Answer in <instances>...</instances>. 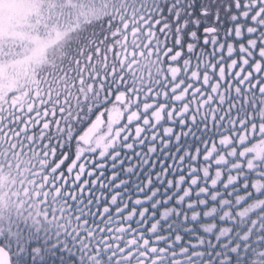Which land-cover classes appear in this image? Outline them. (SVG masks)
I'll use <instances>...</instances> for the list:
<instances>
[{"label": "rangeland", "instance_id": "rangeland-1", "mask_svg": "<svg viewBox=\"0 0 264 264\" xmlns=\"http://www.w3.org/2000/svg\"><path fill=\"white\" fill-rule=\"evenodd\" d=\"M194 3L0 0V244L13 264L45 263L56 249L89 259L92 247L117 264H181L173 240L170 254L158 243L171 237L173 207L157 212L171 194L155 196L165 190L155 176L197 143L213 180L225 165L264 179V122L236 126L264 116V61L214 72L207 50L178 57V22ZM99 117L104 128L83 143ZM161 141L170 147L156 151Z\"/></svg>", "mask_w": 264, "mask_h": 264}, {"label": "trees", "instance_id": "trees-1", "mask_svg": "<svg viewBox=\"0 0 264 264\" xmlns=\"http://www.w3.org/2000/svg\"><path fill=\"white\" fill-rule=\"evenodd\" d=\"M258 96L256 94L252 97V104L258 103ZM243 118L246 121L244 128L252 123L255 125L264 122V116L254 113L253 119L249 116L237 118L236 126L242 122ZM225 126H222L226 128L223 132L231 134V127ZM201 134L206 136L204 138H210L209 140L218 137L214 135V132H210L209 135L205 132ZM199 147H203L202 143L195 144L193 149ZM245 163L246 161L243 162L244 166ZM223 169L225 176L222 182L215 178L212 179L219 185L212 198H219L215 203H209L207 208L189 211L174 202L161 205L157 209L159 213L160 210L173 207L169 220L173 227L168 233L172 238L160 239L158 243L164 249H170L169 243L173 240L172 244L177 249L174 252H182L180 259L182 258L183 262L181 264H264V179L260 177L262 180L258 181L259 174H257L258 177L256 175L261 168L255 171L256 169L251 170L250 167L245 166L242 170L236 171L225 165ZM214 175L212 172V177ZM229 175L232 179L228 181L226 178ZM261 183L262 190L259 191ZM158 191L161 190L158 188L156 192ZM150 192L148 190L145 193L150 194ZM177 219L179 223L174 225ZM31 233H33L31 241L34 240L37 243L36 246L41 245L40 235L33 231ZM75 249V253L78 254L81 247L78 246ZM99 251L92 247L93 257L84 260H78L74 255L67 258L68 250L63 252L56 249L52 253L46 251L45 254L50 256L46 258L48 261L41 264H117L112 259L111 252L100 253ZM82 252H87V250ZM170 252H172L171 249L167 254Z\"/></svg>", "mask_w": 264, "mask_h": 264}, {"label": "snow or ice", "instance_id": "snow-or-ice-1", "mask_svg": "<svg viewBox=\"0 0 264 264\" xmlns=\"http://www.w3.org/2000/svg\"><path fill=\"white\" fill-rule=\"evenodd\" d=\"M218 3L219 0L212 4L207 0H195L188 6L184 14L186 19L178 22L181 26L176 29L177 56L182 58L185 54L192 56L207 50L205 55L211 54L209 62L214 72H223L226 62L235 67L264 61V0H231L227 7L219 9ZM160 143L162 147L156 151L162 152L170 147L163 141ZM176 144L179 145V140ZM156 151L152 152L153 156ZM207 152L208 146L204 145L203 153L195 150L181 156L177 152L178 164L171 154L164 157L165 163L158 162L163 178L156 175L155 183L165 190L156 192L155 196L168 197L171 194V199L162 203L175 202L189 211L215 203L219 197H212L219 185L212 180L209 170L200 167L201 162L207 164L213 158ZM149 187H152L151 183Z\"/></svg>", "mask_w": 264, "mask_h": 264}, {"label": "water", "instance_id": "water-1", "mask_svg": "<svg viewBox=\"0 0 264 264\" xmlns=\"http://www.w3.org/2000/svg\"><path fill=\"white\" fill-rule=\"evenodd\" d=\"M125 97L123 95H119L117 101L123 102ZM105 120L103 117H99L94 121V123L90 126L89 129L85 131V133L80 137L83 143L89 144L104 127ZM0 264H13L12 256L9 250L0 244Z\"/></svg>", "mask_w": 264, "mask_h": 264}]
</instances>
